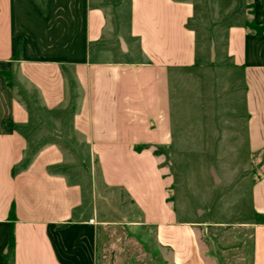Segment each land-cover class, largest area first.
<instances>
[{
	"label": "crops",
	"instance_id": "1",
	"mask_svg": "<svg viewBox=\"0 0 264 264\" xmlns=\"http://www.w3.org/2000/svg\"><path fill=\"white\" fill-rule=\"evenodd\" d=\"M195 7L129 0L127 27L114 30L120 19L102 0H0V264L11 211V264H143L146 252L128 250L129 234L114 236L124 225L152 232L151 264H264L256 218L264 214V174L251 182L249 220L234 223L250 237L242 249L240 237L210 238L224 223L181 220L158 169L154 151L175 142L176 86L215 80L216 70L242 82L241 114L221 141L264 150V0L240 3V20L213 41L215 61L207 63L197 58ZM111 34L127 54L96 60L91 49ZM81 147L83 157L66 152ZM86 160L98 163L105 190L119 188L131 201L138 220L100 216L93 180L79 175ZM100 229L114 231L104 262Z\"/></svg>",
	"mask_w": 264,
	"mask_h": 264
},
{
	"label": "rangeland",
	"instance_id": "2",
	"mask_svg": "<svg viewBox=\"0 0 264 264\" xmlns=\"http://www.w3.org/2000/svg\"><path fill=\"white\" fill-rule=\"evenodd\" d=\"M113 9L114 16L120 20L123 28L128 24L129 0H102ZM196 13L192 20L198 36L197 54L201 62L215 61L210 57L211 42L219 43L222 34L232 23L240 20V3L251 0H192ZM91 49L96 60L126 55L121 53L114 35ZM218 48V47H217ZM101 52V53H100ZM100 53V54H99ZM103 53V54H102ZM110 55V56H111ZM217 77H207L198 82L177 85L173 92L175 99L173 129L175 142L170 149L154 151L157 164L163 176L169 204L174 206L181 220H211L224 223L225 227L210 228V238H241V248L249 243L248 231L245 232L234 223L247 221L251 215V182L264 174V150L251 154L244 141H226L224 135L231 137V125L238 121L242 109V82L235 72L218 73ZM220 138V139H219ZM74 158L88 154L83 147L79 150H66ZM86 159V158H85ZM74 165V164H73ZM74 167L82 171L84 167ZM85 173L93 180L97 193L98 211L103 218L119 220L123 224L138 220L139 214L131 201L121 195L119 188L105 190L101 184L98 163L94 167L86 160ZM198 206L195 209V206ZM202 210L204 212H202ZM204 214V215H203ZM203 216V217H202ZM116 237H128L130 251L145 250L143 264H151L153 234L148 229L128 230L123 226ZM101 228V227H100ZM195 233V228H194ZM105 232L107 234H105ZM128 232V233H127ZM114 233L108 229L99 231L98 256L103 261L105 256V238ZM108 235V236H107ZM145 240V242L142 241ZM151 239V240H150ZM238 250V248H237ZM241 250V249H239ZM150 253V257H149ZM243 255V254H242ZM244 256V255H243ZM10 263V255L8 256ZM104 262V261H103Z\"/></svg>",
	"mask_w": 264,
	"mask_h": 264
},
{
	"label": "trees",
	"instance_id": "3",
	"mask_svg": "<svg viewBox=\"0 0 264 264\" xmlns=\"http://www.w3.org/2000/svg\"><path fill=\"white\" fill-rule=\"evenodd\" d=\"M248 26H252V25L250 24ZM258 31L260 33L262 31V28L261 27L258 28ZM256 218H257L258 223H264V214H257ZM10 220H12V223L10 224L9 241H8V245L6 248L5 255H4L5 264H9V261H8L9 255H10V260L12 257V261H13V257H14L15 238H14V224H13L14 215H13V211L10 212Z\"/></svg>",
	"mask_w": 264,
	"mask_h": 264
},
{
	"label": "water",
	"instance_id": "4",
	"mask_svg": "<svg viewBox=\"0 0 264 264\" xmlns=\"http://www.w3.org/2000/svg\"><path fill=\"white\" fill-rule=\"evenodd\" d=\"M117 39H118V42L120 44L121 50L123 52H125L126 51V45H125L124 40L122 39V37L119 34H117ZM210 52H211V56H213V54H214V43L213 42H211Z\"/></svg>",
	"mask_w": 264,
	"mask_h": 264
},
{
	"label": "built area",
	"instance_id": "5",
	"mask_svg": "<svg viewBox=\"0 0 264 264\" xmlns=\"http://www.w3.org/2000/svg\"><path fill=\"white\" fill-rule=\"evenodd\" d=\"M90 222H93V219H91Z\"/></svg>",
	"mask_w": 264,
	"mask_h": 264
}]
</instances>
